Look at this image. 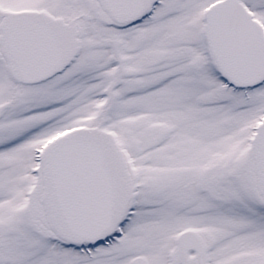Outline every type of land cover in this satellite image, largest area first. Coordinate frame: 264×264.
I'll return each instance as SVG.
<instances>
[{"label": "snow or ice", "instance_id": "obj_1", "mask_svg": "<svg viewBox=\"0 0 264 264\" xmlns=\"http://www.w3.org/2000/svg\"><path fill=\"white\" fill-rule=\"evenodd\" d=\"M0 264H264V0H0Z\"/></svg>", "mask_w": 264, "mask_h": 264}]
</instances>
